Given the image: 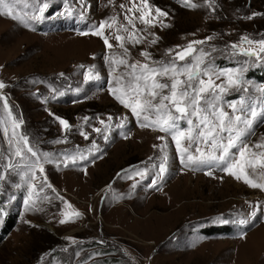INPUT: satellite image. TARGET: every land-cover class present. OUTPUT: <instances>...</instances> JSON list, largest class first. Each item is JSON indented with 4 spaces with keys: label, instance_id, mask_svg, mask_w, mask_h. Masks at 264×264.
<instances>
[{
    "label": "rangeland",
    "instance_id": "rangeland-1",
    "mask_svg": "<svg viewBox=\"0 0 264 264\" xmlns=\"http://www.w3.org/2000/svg\"><path fill=\"white\" fill-rule=\"evenodd\" d=\"M190 4L197 6H186L183 0H148L150 25L139 20L142 0H6L0 6V83L5 85L0 89V229L9 215L12 219L11 228L0 233V264H264V189L252 188L215 166L181 163L171 137L142 127L109 91L113 69L106 57L129 64L166 62L200 40L204 43L195 47L209 54L206 62L217 71L243 73L249 91H231L226 101L240 96L258 104L264 100V84L244 74L250 67L264 66V60L239 52L250 47L242 38L264 39V0ZM5 8L21 20L3 14ZM156 8L167 16L158 17ZM34 15L41 19L33 20ZM125 17L134 18L135 29ZM101 21L113 24L103 30L111 49L102 37L91 34ZM35 22L65 29L36 31ZM133 32L141 43L125 39L124 54L115 36L127 38ZM233 44L238 46L235 51ZM217 59L225 64H217ZM124 70L121 65L115 73ZM97 72L99 80L86 79L85 73ZM58 85L62 87L56 89ZM60 119L68 122L67 130ZM14 121L19 124L16 137ZM122 121L125 127H117ZM21 135L41 156L45 171L35 170L38 180L31 179L28 169L7 168L19 159L12 152ZM261 142L264 120H257L246 143L259 153L264 149L255 145ZM90 152L94 155L86 161L63 163L66 155ZM165 153L168 172L149 188L152 179H158ZM44 154L51 163L44 161ZM137 171L146 175L142 178ZM247 171L256 183L264 182V169ZM44 177L52 188L40 192ZM29 183L37 185L34 191L39 193V198L32 197L34 209L24 203ZM72 211L80 215L60 223L64 213ZM241 219L251 220L242 233H203L220 225H242Z\"/></svg>",
    "mask_w": 264,
    "mask_h": 264
},
{
    "label": "snow or ice",
    "instance_id": "snow-or-ice-1",
    "mask_svg": "<svg viewBox=\"0 0 264 264\" xmlns=\"http://www.w3.org/2000/svg\"><path fill=\"white\" fill-rule=\"evenodd\" d=\"M5 2L6 0H0V6L5 5ZM183 2L186 6H197L190 4V0H183ZM142 3L143 8L137 9L141 13L139 20L145 25H150L153 21L147 18L150 13L145 11L149 8L148 0H142ZM44 7H47V5H44ZM44 7L39 9L41 13L44 11ZM129 11L131 12L133 9H129ZM155 11L158 17L167 16V13L160 8H156ZM3 14L12 17L14 20H21V17L14 15L10 9H3ZM125 18L135 29L134 18ZM32 19L39 20L41 16L34 15ZM112 19L114 24L115 18ZM113 24H106L105 21H101L99 28L91 33L102 37L108 49L112 48V44L107 37H104L103 30L106 26L112 28ZM81 34L87 35L88 33ZM115 39L120 42L119 47L124 49V54H127L128 51L125 48V39L131 44L141 43V39L135 35V32L129 33L127 38L116 35ZM206 39L210 40L211 37ZM155 42V39H153L152 43ZM242 42H247L250 47L239 48L240 54L264 60V55H262L264 54V39L252 40L244 37ZM203 43L204 41L200 40L192 41L183 50L178 51L169 61L155 62L154 64L139 62L129 64L123 58L117 60L111 55L106 57L109 67L113 69V72L110 73L112 80L110 81L109 91L125 108L131 110V113L142 127H152L170 136L181 163L194 168L215 166L235 177V179L243 180L245 184L252 188L264 189V182L256 183L249 178L247 171L251 169L256 172L258 168L264 169V151L254 152L246 143L247 137L252 134L253 126L257 120H264V100L258 104L246 96H240L238 99L226 101L225 97L231 91L244 93L249 91L244 86L243 73L237 69L217 71L206 62L209 54L203 49L195 47V45ZM254 44L258 45V49L251 47ZM231 47L235 51L238 46L233 44ZM141 55L148 58L150 54L142 52ZM121 65L124 66L125 70L115 73V68ZM85 77L87 80L100 79L98 72L94 76L85 73ZM221 78H223V81L216 83V80ZM112 83L115 84V87L111 86ZM4 87L5 85L0 83V89ZM261 91H264V89ZM3 106L8 108L6 102ZM258 107L260 108L259 111H257ZM225 108L231 111H226ZM10 115L11 112H9ZM59 122L66 130L69 128L66 120L60 119ZM101 123L103 124L104 121H101ZM18 127L19 124L14 121L13 137H16L15 128ZM117 127L124 128L125 124L122 121ZM95 131L99 133L101 129H95ZM81 135H84V133H81ZM85 139H87V136H85ZM107 139L108 137L105 136V140ZM158 139L164 141L165 136H160ZM93 146L95 147V144ZM154 147L157 146L154 145ZM166 147V144L161 145V151L164 152ZM255 148L264 149V142L257 143ZM91 155H94V153L90 152L89 155L80 153L78 156L66 155L63 163L67 166L69 160L72 163H75L77 159L86 161ZM12 156L19 159L15 163L10 162L7 168L28 169L31 172L32 180L39 179L35 175L37 168L41 174L45 171L40 154L29 146V141L25 136L18 137ZM43 159L45 162H52V158L47 154H44ZM167 161L168 156L165 153L158 166V179L153 178L148 185L149 188L156 187L158 180L162 181L165 178V174L168 172ZM136 174L143 178L146 172L137 171ZM207 174L211 175L212 173L209 171ZM3 179L4 177L0 175V180ZM261 179L264 181V176ZM44 180L45 183L39 185L40 192H43L44 187L52 188V185L46 182V177H44ZM36 187L37 185L33 183L28 184V196L24 201L27 208L34 209L35 207V202L32 200L33 195L39 198V193L34 191ZM65 204H67L66 201ZM68 207L71 206L68 205ZM79 215L80 213L77 211L65 212V218L61 219L60 223H65L67 220L74 219ZM251 216L256 217V212H252ZM239 223L245 225L251 223V220L241 219Z\"/></svg>",
    "mask_w": 264,
    "mask_h": 264
},
{
    "label": "trees",
    "instance_id": "trees-1",
    "mask_svg": "<svg viewBox=\"0 0 264 264\" xmlns=\"http://www.w3.org/2000/svg\"><path fill=\"white\" fill-rule=\"evenodd\" d=\"M58 27L60 28V26H58ZM58 27H55L53 22H45V23L44 22H38V23L35 22L33 24V30H36V31H49V30L57 31ZM60 29L61 30L65 29V27H62ZM216 61H218L217 64L223 65V64H225L224 62L226 60L217 59ZM244 74H245V77L247 79H251L253 82H258V83L264 84V66L256 65V66L250 67V68L247 69V71ZM44 80L47 83V79H44ZM94 85L99 87V82L98 81L94 82ZM61 87L62 86L58 85L56 87V89H59ZM112 97L115 98L114 95H112ZM132 116H133V114H132ZM11 222H12V219H11V216L9 215L6 218L3 226L0 229V233L2 234V236L11 228V225H12ZM247 225H239V224H233L232 226L231 225H220V226H217V227H213L211 229H205V230H203V233H205V234H222V233H225V234L226 233L227 234H229V233L239 234V233L244 232L245 229H247Z\"/></svg>",
    "mask_w": 264,
    "mask_h": 264
}]
</instances>
